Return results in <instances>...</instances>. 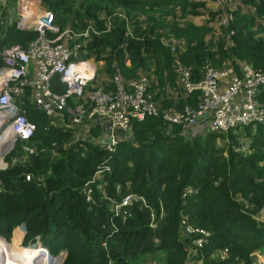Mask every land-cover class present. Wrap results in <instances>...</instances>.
Returning <instances> with one entry per match:
<instances>
[{"label":"trees","instance_id":"trees-1","mask_svg":"<svg viewBox=\"0 0 264 264\" xmlns=\"http://www.w3.org/2000/svg\"><path fill=\"white\" fill-rule=\"evenodd\" d=\"M4 1L1 14L17 7V0ZM24 2L51 11L59 27L93 24L99 34L84 49L104 62L106 88L113 89L117 77L129 82L144 73L163 109L194 106L197 94L178 100L166 94L167 85L178 88L176 57L161 40L183 43L177 58L195 80L207 65L237 68L244 62L264 71V0H244L255 11L233 10L226 26L217 24L213 10L204 23L191 21L205 5L196 0H19ZM3 30L1 46L26 48L37 36L14 23ZM52 89L62 93L65 84L56 77ZM22 107L35 124L28 142L35 152L10 164L24 154V142L17 141L5 157L8 167L0 170V240L7 246L14 228L23 226L24 237L13 246L23 238L22 245L30 246L24 255L65 251L60 264H218L215 256L223 249L228 261L255 264L254 253L264 255V122L186 138L178 125L167 132L161 118L133 119V140L120 133L109 152L97 139L100 127L88 129L94 140H75L74 129L51 123L28 95ZM102 166L109 169L92 184L87 201L84 184ZM187 188L193 191L183 196ZM128 193L143 195L147 205L113 216L111 204ZM183 219L209 232L208 242L194 246L196 235L184 232Z\"/></svg>","mask_w":264,"mask_h":264},{"label":"built area","instance_id":"built-area-1","mask_svg":"<svg viewBox=\"0 0 264 264\" xmlns=\"http://www.w3.org/2000/svg\"><path fill=\"white\" fill-rule=\"evenodd\" d=\"M1 1L5 6V1ZM211 1L215 6L213 11L218 13L217 24L222 26L227 25L233 10L242 7L246 11H255V7L246 5L244 0ZM16 3V8L9 7L0 16V41L7 23H14L17 28L33 30L37 32V36L26 48L0 45V170L8 167L9 162L5 161V157L14 150L17 141L24 142L21 145L24 154L12 156L10 164L26 161L27 154L35 152V147L28 144L33 137L35 124L27 120L22 107L27 95L31 103L50 121L55 115L64 119L67 113L68 119L61 120L60 126L69 129L100 127L98 139L111 138V142L103 143L109 152H114L122 139L120 133L124 137L125 130L131 131L133 119L142 121L145 117L161 118L167 132L178 125L181 128L180 134L186 138L211 132L227 133L236 128L264 122V71L255 70L244 62H239L237 68L231 64L223 67L207 65L202 77L195 80L190 68L180 64L177 58L178 47L183 43L161 40L162 45L168 47L176 57L175 70L180 93L175 99H191L197 94L194 106L163 109L159 102L153 100L148 90V78L144 73L129 82L117 77L113 90H106L103 85L91 86L96 75V65L84 48L91 35L99 34L93 24L83 30H75L69 26L59 27L54 22L51 11L33 2L21 5L17 0ZM106 25L108 29L109 20ZM55 77L65 84L64 92L58 93L52 89ZM70 100L73 105H69ZM108 169L107 166L100 167L85 182L83 191L87 201L92 199V184ZM29 177L26 176V179L29 180ZM192 191L187 188L183 196ZM135 204L146 206V198L140 194L128 193L113 202L110 209L112 215L117 216L127 214L126 208ZM153 226L151 223L150 227ZM184 232L188 236L196 235L192 244L197 247L207 243L210 236L209 232L192 228L188 224H185ZM45 252L53 258L46 249ZM228 257L227 249L218 251L215 256L219 259L218 264H241L228 261Z\"/></svg>","mask_w":264,"mask_h":264},{"label":"rangeland","instance_id":"rangeland-1","mask_svg":"<svg viewBox=\"0 0 264 264\" xmlns=\"http://www.w3.org/2000/svg\"><path fill=\"white\" fill-rule=\"evenodd\" d=\"M196 1H200V2H204V4L206 3V2H208V4H209V0H196ZM211 1V0H210ZM17 2V1H16ZM212 2V1H211ZM213 3V5H214V2H212ZM14 8V7H13ZM13 8H10V9H13ZM211 9V7L209 8V10ZM208 10V7L206 6V5H204V8H202L201 9V11H202V15L204 16L203 18H205L204 19V21L205 20H207L208 19V16H209V13L211 12V10L209 11ZM205 15H206V17H205ZM98 74H99V72H98ZM100 76V75H99ZM170 90H171V92L170 91H166V94H169V95H172V94H175V95H177L178 93H180L179 92V90H178V88L175 86V87H170ZM86 131V129H85V126H82L79 130H77V128L76 129H74L73 130V137H74V139L76 140V139H85V137H87V138H91L92 140H94L95 139V137H93L92 135H91V133L90 132H87ZM86 134V135H85ZM241 134H244L243 132L241 133ZM244 138V142H247L246 141V139H245V136H243ZM244 145V144H243ZM19 158V157H18ZM20 160H23V158H19ZM6 161V160H5ZM2 165L0 164V169H2V167H1ZM15 230H16V235H15V238L12 240V238H13V236H14V232H15ZM17 237H19V239L21 238V237H24V230H23V226H18V227H16V228H14V230H13V233H12V237H11V241L10 242H7V244L9 245V249H15V250H17V251H20V254L22 253V254H24V253H26L25 252V249H27V247L28 246H24V245H22V243H23V238L21 239V243L19 242L18 243V246H13V244H14V242H15V240L17 239ZM0 239H3L1 236H0ZM37 245H40L41 246V244L40 243H38ZM32 246V245H31ZM30 247V246H29ZM43 248V247H42ZM22 249V250H21ZM5 250H6V248H5ZM15 252V251H14ZM6 253L8 254V255H10V256H14V255H11V254H9V251H7L6 250ZM16 253V252H15ZM17 254V253H16ZM20 254H17V258H20V257H18V256H20ZM50 254V253H49ZM45 255V254H44ZM51 255V254H50ZM47 256V255H46ZM61 256V257H60ZM64 256H65V251H60L57 255H54L53 256V258H49L48 256V262L45 260V264H59L61 261H58V259L59 258H61L60 260H62L63 258H64ZM57 258V259H56ZM253 258H254V262H256V264H264V255H262V254H260V253H254V256H253ZM188 264H196L195 263V261L194 260H191V261H188L187 262ZM19 264H21V263H19ZM152 264V263H151Z\"/></svg>","mask_w":264,"mask_h":264},{"label":"crops","instance_id":"crops-1","mask_svg":"<svg viewBox=\"0 0 264 264\" xmlns=\"http://www.w3.org/2000/svg\"><path fill=\"white\" fill-rule=\"evenodd\" d=\"M205 5L208 7V10H209V8L211 7V9L210 10H213L214 9V5H213V3L209 0V4H208V2H206L205 3ZM209 10V11H210ZM5 14V13H4ZM4 14H1L0 13V16H2V15H4ZM204 16L203 15H199V16H195V17H193V18H191L190 20L191 21H193L194 23H196V24H202V23H204L205 21H204V19L205 18H203ZM205 17H206V15H205ZM88 56H90V55H88ZM93 56L91 55V58H92ZM93 60H94V62H95V65H96V75H95V78H94V80L92 81V83H91V86H94V85H103V86H105V88H106V86H107V83H108V81H109V79L107 78V76H106V74H105V72H104V62L103 61H96L95 59H94V57H93ZM98 72H99V74H98ZM100 75V76H99ZM146 75V74H145ZM147 76V75H146ZM56 78V77H55ZM54 78V79H55ZM53 79V80H54ZM53 82V81H52ZM91 86H89V88H92ZM166 91H170L171 92V90H170V87L167 85L166 87ZM107 89V88H106ZM114 89V88H113ZM113 89H107V90H113ZM174 96V99H175V94L173 95ZM61 120H64L65 121V115H64V119L63 118H61L60 116H56L55 115V117L51 120L54 124H56V125H59V122L61 121ZM60 126V125H59ZM76 129V128H75ZM77 129H79V128H77ZM85 129H86V131L87 132H89V128L88 127H86L85 126ZM86 132V133H87ZM86 135V134H85ZM85 138H87V137H85ZM98 139V138H97ZM100 140V142H101V138L99 139Z\"/></svg>","mask_w":264,"mask_h":264},{"label":"bare ground","instance_id":"bare-ground-1","mask_svg":"<svg viewBox=\"0 0 264 264\" xmlns=\"http://www.w3.org/2000/svg\"><path fill=\"white\" fill-rule=\"evenodd\" d=\"M6 247L8 248L9 246H7L2 240H0V264H19V263H21V264H45L46 263L45 260L48 262V257L45 254L46 252L42 253V252H38V251L37 252L33 251L30 254L24 255L27 252L24 254H22V253L20 254V253H17L16 250L13 248L12 250L15 251L17 254H20V256L24 255L20 258H17L16 253L14 256L8 255L6 253V250H5ZM44 251H45V249H44ZM59 259H58V261H59Z\"/></svg>","mask_w":264,"mask_h":264},{"label":"water","instance_id":"water-1","mask_svg":"<svg viewBox=\"0 0 264 264\" xmlns=\"http://www.w3.org/2000/svg\"><path fill=\"white\" fill-rule=\"evenodd\" d=\"M124 138L125 139H127V140H129V141H132L133 140V135H132V132L130 131V130H125L124 131ZM109 142H111V138L110 137H108V138H103L102 140H101V143H109ZM42 247V246H41ZM63 260V259H62ZM62 260H61V262H62ZM60 262V263H61ZM59 263V264H60Z\"/></svg>","mask_w":264,"mask_h":264}]
</instances>
